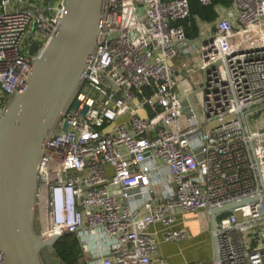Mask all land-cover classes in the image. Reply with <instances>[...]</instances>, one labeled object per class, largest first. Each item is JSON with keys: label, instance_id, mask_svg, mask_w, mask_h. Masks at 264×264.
Here are the masks:
<instances>
[{"label": "built area", "instance_id": "obj_1", "mask_svg": "<svg viewBox=\"0 0 264 264\" xmlns=\"http://www.w3.org/2000/svg\"><path fill=\"white\" fill-rule=\"evenodd\" d=\"M64 3L0 0V117ZM215 10L192 38L174 24L188 0L107 1L76 106L38 167L43 240L74 234L86 264H208L160 256L162 243L196 238L193 220L217 238L212 264H264V122L248 120L264 108V0ZM29 36L41 42L35 54ZM243 199L211 229V209Z\"/></svg>", "mask_w": 264, "mask_h": 264}, {"label": "water", "instance_id": "obj_2", "mask_svg": "<svg viewBox=\"0 0 264 264\" xmlns=\"http://www.w3.org/2000/svg\"><path fill=\"white\" fill-rule=\"evenodd\" d=\"M107 1L65 0L57 34L31 60L25 87L10 97L0 117V252L7 264H48L43 250L51 251L61 237L43 240L38 232V167L45 142L62 115L76 106L81 70L98 46ZM28 41V52L35 54L41 42L32 36ZM248 200L211 209V229L216 228V214ZM212 247L218 260L215 235Z\"/></svg>", "mask_w": 264, "mask_h": 264}, {"label": "trees", "instance_id": "obj_3", "mask_svg": "<svg viewBox=\"0 0 264 264\" xmlns=\"http://www.w3.org/2000/svg\"><path fill=\"white\" fill-rule=\"evenodd\" d=\"M190 4V15L174 22L175 25L183 26L189 37H193L197 31V19L212 22L217 17L215 7L228 6L232 0H212L209 5H202L199 0H188ZM62 264H86L83 253L79 248V242L72 233L61 236L51 251Z\"/></svg>", "mask_w": 264, "mask_h": 264}, {"label": "crops", "instance_id": "obj_4", "mask_svg": "<svg viewBox=\"0 0 264 264\" xmlns=\"http://www.w3.org/2000/svg\"><path fill=\"white\" fill-rule=\"evenodd\" d=\"M23 5H25V4L24 3H20V6H23ZM198 21H199V19H197L198 31L193 37H195V36H197L199 34V27L201 26V24H199ZM185 59L189 60L190 62H193V59L191 57H189V56H183L182 57V60H185ZM198 77H199L198 75H195L194 79H197ZM189 229H190L191 235L194 236V237H197V235H198V227L195 224V222H193V220H191L189 222ZM195 239L196 238H193L192 240H182V241H179V242H176V243H174V242L162 243L161 247H160V256L161 257H165L170 263H179V262H183V261H186V260H191V259H193V257H194L193 255L194 254H193L192 251L191 252L188 251L187 248H188L189 245H191L195 241ZM212 250H213V248H212ZM161 251H162V253H161ZM205 258H208V257H204V255H200L198 260H202V259H205Z\"/></svg>", "mask_w": 264, "mask_h": 264}, {"label": "rangeland", "instance_id": "obj_5", "mask_svg": "<svg viewBox=\"0 0 264 264\" xmlns=\"http://www.w3.org/2000/svg\"><path fill=\"white\" fill-rule=\"evenodd\" d=\"M257 119L259 120L258 121L259 123H261L262 121L264 122V108L260 110L259 112H257L254 116H248L249 124L252 130L257 129V124H258ZM212 248H213L212 238H211L210 228H209L207 229V231H204V233L200 234L199 232V235H197L195 241L191 245L188 246L187 250L190 252L192 251L194 253V259L198 260L200 255H204V257H208L205 259H209L207 262L209 264H212V261L210 260V258L213 257ZM51 251L46 250V249L43 250L47 263L48 264H62L61 261Z\"/></svg>", "mask_w": 264, "mask_h": 264}, {"label": "bare ground", "instance_id": "obj_6", "mask_svg": "<svg viewBox=\"0 0 264 264\" xmlns=\"http://www.w3.org/2000/svg\"><path fill=\"white\" fill-rule=\"evenodd\" d=\"M5 256V255H4ZM6 258V257H5Z\"/></svg>", "mask_w": 264, "mask_h": 264}]
</instances>
